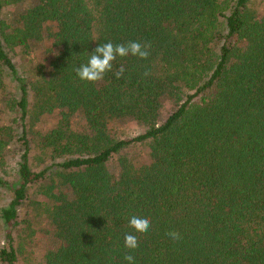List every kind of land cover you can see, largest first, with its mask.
I'll list each match as a JSON object with an SVG mask.
<instances>
[{
  "label": "trees",
  "instance_id": "16d2710c",
  "mask_svg": "<svg viewBox=\"0 0 264 264\" xmlns=\"http://www.w3.org/2000/svg\"><path fill=\"white\" fill-rule=\"evenodd\" d=\"M37 41L50 50L22 75L17 58ZM109 41L150 55L80 80L74 69ZM51 114L53 127H34ZM126 121L144 131L118 139ZM13 156L0 264H264V2L0 0V171ZM132 214L150 217L147 232Z\"/></svg>",
  "mask_w": 264,
  "mask_h": 264
},
{
  "label": "rangeland",
  "instance_id": "374dc122",
  "mask_svg": "<svg viewBox=\"0 0 264 264\" xmlns=\"http://www.w3.org/2000/svg\"><path fill=\"white\" fill-rule=\"evenodd\" d=\"M264 0H253V8L260 9L263 6ZM12 10L10 9V12ZM7 14L8 12L4 13V17L7 21L11 19V16ZM43 41H37L32 45V53L30 56V59H24L19 61L17 58V65L19 68L20 73L23 75H30L32 72V69H34L37 64L42 62V60L45 58V53L50 50V44L49 43H42ZM7 91L12 89V84L7 85ZM174 103L167 101L164 103V110H163V117L166 116L170 110L173 108ZM56 114H51L47 116H43L42 118H39V120H36L34 123L35 128L39 129H48L54 126L55 121H56ZM81 124H77L76 129L81 130L80 126ZM112 134L116 136L118 139H124V138H130V137H135L141 132L144 131V127L138 126L136 123L133 121H126V122H119L118 124L113 126L112 129ZM147 152V148L144 146H138L135 147L128 152H126L128 158H134V159H139L140 156L142 157L145 153ZM17 157L13 156L9 158V161L6 163L5 167L0 171V177L5 180L9 181L13 184H15L16 179H15V171L16 166H17ZM31 165L34 170H39L41 169L44 165H42L39 161H37L36 157L31 158ZM11 199V193L5 188L0 187V210L2 207H4L9 200ZM42 223V222H41ZM40 224L35 227V229L42 230L44 225ZM46 230V228L44 229ZM41 232V231H39ZM42 233V232H41ZM3 234H4V228L2 225V221L0 220V246L3 244ZM45 235V236H44ZM43 241V247H44V242L47 239L46 233H42V235H39V239ZM40 242V241H39ZM20 264H29L26 259H22Z\"/></svg>",
  "mask_w": 264,
  "mask_h": 264
},
{
  "label": "clouds",
  "instance_id": "9594fccd",
  "mask_svg": "<svg viewBox=\"0 0 264 264\" xmlns=\"http://www.w3.org/2000/svg\"><path fill=\"white\" fill-rule=\"evenodd\" d=\"M150 44H142L139 41H129L126 44H113L107 42L99 44L92 53L89 54L87 63L75 68L77 77L82 81L95 83L104 78V74L109 72L113 68V62L118 57H127L129 55L138 57L140 59H147L150 55ZM125 68L123 65L114 73L117 79H120L124 74ZM148 75L147 72L144 73ZM150 217L144 215L132 214L129 218V227L134 230L135 233H145L150 227ZM167 235L172 240L181 239L180 233L174 230H170ZM124 245L128 249H136L138 245V237L132 233H128L124 237ZM124 260L127 264H134V257L131 254L124 256Z\"/></svg>",
  "mask_w": 264,
  "mask_h": 264
}]
</instances>
